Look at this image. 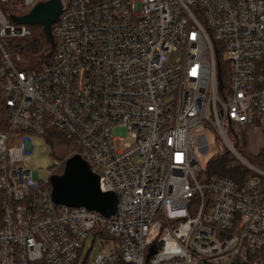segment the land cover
<instances>
[{
    "label": "built area",
    "instance_id": "obj_1",
    "mask_svg": "<svg viewBox=\"0 0 264 264\" xmlns=\"http://www.w3.org/2000/svg\"><path fill=\"white\" fill-rule=\"evenodd\" d=\"M48 1L0 0V264H75L90 235L93 264H264V171L229 137L264 133V0H60L53 60L19 70L8 41L31 32L12 11ZM48 129L117 196L116 217L54 203L70 158L28 168ZM203 129L247 166L243 183L206 179Z\"/></svg>",
    "mask_w": 264,
    "mask_h": 264
},
{
    "label": "rangeland",
    "instance_id": "obj_2",
    "mask_svg": "<svg viewBox=\"0 0 264 264\" xmlns=\"http://www.w3.org/2000/svg\"><path fill=\"white\" fill-rule=\"evenodd\" d=\"M180 56V53H176L171 55L168 60L172 64L175 63L180 58ZM57 133H61V135H59V138H61V142L57 144L53 140L55 144L54 146L51 145V140L47 135L45 139H36V141L40 143V150L36 151L32 155L31 162L28 166L30 170L37 171L39 167L46 169L48 167L53 166L54 159L66 161L72 157V148L66 142V134L61 131H57ZM234 136L236 139L234 138ZM229 137L237 153L245 161L257 167L258 157L262 153L264 148V133L256 130L236 129L233 133L230 131ZM197 138L199 142L195 153L199 157L200 162L204 167L205 171H207L208 165L217 156L223 155V153H229L230 160L223 162L224 164H235L241 167L240 178L245 177V174L250 172L247 166L234 153L229 150L225 142L220 137H217L216 139V136H214L211 131L203 129ZM201 138L206 139L207 146L205 141ZM235 141L238 142V148L235 147ZM129 142H131V139L126 137L123 139L122 142H117L116 146L118 150H122L123 145ZM250 175L251 174L249 173V176ZM41 178H46L44 171L41 172ZM101 251V242L99 240H96L93 235H90L85 240V248L82 252H80L79 261L75 264H93L97 256L101 253Z\"/></svg>",
    "mask_w": 264,
    "mask_h": 264
},
{
    "label": "water",
    "instance_id": "obj_3",
    "mask_svg": "<svg viewBox=\"0 0 264 264\" xmlns=\"http://www.w3.org/2000/svg\"><path fill=\"white\" fill-rule=\"evenodd\" d=\"M61 11V1L50 0L38 4L25 16L13 17L12 21L18 26L41 25L54 46L52 27L57 23ZM51 186L52 199L58 206L85 208L108 219L117 216V196L114 193L101 192L99 177L81 156L70 158L63 174L51 179Z\"/></svg>",
    "mask_w": 264,
    "mask_h": 264
},
{
    "label": "trees",
    "instance_id": "obj_4",
    "mask_svg": "<svg viewBox=\"0 0 264 264\" xmlns=\"http://www.w3.org/2000/svg\"><path fill=\"white\" fill-rule=\"evenodd\" d=\"M13 17H22V15L19 11L14 9L12 11V15L10 16L11 21ZM12 23L15 24L13 21ZM28 28L31 32L30 36L26 38L10 39L8 41V50L10 53V60L17 69L34 73L39 72L44 65L49 64L53 60V44L47 38L41 25L28 26ZM217 61L219 69V88L222 91L224 87L229 85L230 71L229 65L225 63L220 56L217 57ZM7 130V124L4 121V103L0 96V133H5ZM233 132L234 131H232V133ZM46 135L49 136L52 146L55 145L54 141L57 144L61 142V138H59L61 133H57L56 130L48 129ZM66 142L70 145L68 139ZM237 144L238 142L235 141V147L238 148ZM228 160H230L229 153H223V155H219L212 160L205 172L206 179L221 177L238 184L243 183L244 180L249 177V173H246L245 177L240 178L241 167L235 164L226 165L223 163ZM257 167L264 171V148L258 157ZM196 202L197 200L194 201V203ZM102 237L106 239L110 238L105 232L102 234Z\"/></svg>",
    "mask_w": 264,
    "mask_h": 264
}]
</instances>
